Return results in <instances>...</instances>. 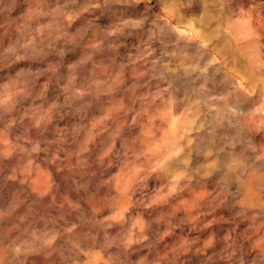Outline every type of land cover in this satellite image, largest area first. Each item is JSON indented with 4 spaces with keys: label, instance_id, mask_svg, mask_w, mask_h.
I'll list each match as a JSON object with an SVG mask.
<instances>
[{
    "label": "bare ground",
    "instance_id": "obj_1",
    "mask_svg": "<svg viewBox=\"0 0 264 264\" xmlns=\"http://www.w3.org/2000/svg\"><path fill=\"white\" fill-rule=\"evenodd\" d=\"M59 4L0 0V264H264V133L245 81L195 24L155 16L178 64L112 29L80 43L101 22H58ZM194 4L204 40L225 30L223 57L251 67L264 0Z\"/></svg>",
    "mask_w": 264,
    "mask_h": 264
},
{
    "label": "rangeland",
    "instance_id": "obj_2",
    "mask_svg": "<svg viewBox=\"0 0 264 264\" xmlns=\"http://www.w3.org/2000/svg\"><path fill=\"white\" fill-rule=\"evenodd\" d=\"M177 1L180 3L178 13L169 12L163 6H160L159 0H60L58 7L63 8L64 14L61 10L52 9V11L58 13V17L62 18L61 16H64L66 18L58 22H89L92 16L99 19L101 24H98L100 26L96 25L88 28L80 35L79 41L82 44L92 39L95 34H98L97 32L102 37L112 29V32H116L124 38L122 44L127 50H133L140 46L143 50L147 49L149 55L156 54L159 57L163 53L158 51V49L161 46H165L168 49L163 51H167L164 56L170 58L175 55L176 58L174 60H177L178 64L180 57L185 54L180 49H172L171 43H164V36L153 23L158 20V17L155 18V16H160L162 20L168 21L173 27H177L180 31L187 34H192L191 27L195 24L199 31L194 32L193 38L205 46L203 49L206 52H203L216 55L220 59L221 69L224 72L235 75L240 81H245L248 93L247 104L252 102V106L248 105L246 112L249 111V113L245 117L251 120L255 117L253 119L254 123H257L262 129L261 133H264V51L251 63V67H247L239 58L235 59L233 55L223 57L221 46H218L220 42L216 45V41L226 40V35L223 34L225 30L222 33L216 32V37H214L213 41L204 40L203 32L200 30V26L203 24L202 14L196 9L195 0ZM93 12H96V14ZM1 14L8 16L6 13ZM86 18L89 19L85 21L84 19ZM112 19H117L115 27H111ZM145 19H148V21L145 22ZM77 32L78 30H74L72 37L77 36ZM246 35L243 34L241 37L244 38ZM263 39L264 37H261L260 40ZM133 41L136 43L135 47L132 46L134 44ZM74 55L75 52L69 53L67 59L72 58ZM203 59L201 67H208L207 56ZM13 67L14 64L11 62L6 65V68L12 69ZM245 76H249L251 81H248ZM238 103L243 104L241 97L238 98Z\"/></svg>",
    "mask_w": 264,
    "mask_h": 264
}]
</instances>
